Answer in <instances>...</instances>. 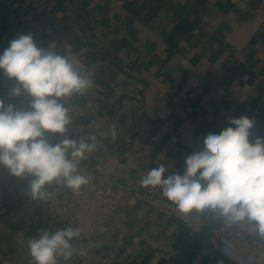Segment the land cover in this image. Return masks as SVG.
<instances>
[{"label": "crops", "instance_id": "0c3cea01", "mask_svg": "<svg viewBox=\"0 0 264 264\" xmlns=\"http://www.w3.org/2000/svg\"><path fill=\"white\" fill-rule=\"evenodd\" d=\"M29 33L93 81L60 99L71 123L64 135L47 134L49 142L95 135L98 147L78 162L102 165L111 188L125 191L121 221L105 223L83 256L73 239L71 257L56 264H235L216 245L229 224L218 211L183 219L145 203L140 190L162 194L142 178L159 166L165 178L182 175L186 157L230 126L229 117L248 116L253 138L264 137V0H0V53ZM12 87L0 70V100L28 110L30 98L11 96ZM30 179L0 165V264H35L30 240L69 227L59 181L44 186L50 199L33 200ZM229 225L245 232L243 250L257 249L256 264H264L254 225Z\"/></svg>", "mask_w": 264, "mask_h": 264}, {"label": "clouds", "instance_id": "9594fccd", "mask_svg": "<svg viewBox=\"0 0 264 264\" xmlns=\"http://www.w3.org/2000/svg\"><path fill=\"white\" fill-rule=\"evenodd\" d=\"M0 70L14 81L11 96L30 98L28 110L0 100V165L12 176L31 178L27 195L33 200L50 199L44 186L61 178L78 191L89 180L78 174L77 162L96 150L95 135L52 144L47 134L66 133L71 117L60 99L82 94L93 81L82 76L67 57L38 47L31 33L9 42L0 53ZM227 123L230 126L204 138L200 151L186 157L182 175L165 178L166 169L159 166L141 183L162 186V195L184 215L193 210L218 211L229 224L247 220L264 238V137L253 138L255 121L248 116L229 117ZM112 136L115 139V131ZM79 235V229L72 227L45 231L30 240V255L35 264H56L57 256L71 257V241Z\"/></svg>", "mask_w": 264, "mask_h": 264}, {"label": "built area", "instance_id": "2783aa9c", "mask_svg": "<svg viewBox=\"0 0 264 264\" xmlns=\"http://www.w3.org/2000/svg\"><path fill=\"white\" fill-rule=\"evenodd\" d=\"M110 1L117 5L121 3V0ZM77 171L78 174L87 176L89 182L76 191L68 188L62 178L59 180L64 198L60 217L67 226L79 229L77 241L80 244L79 253L83 256L96 246L99 232L105 223L121 221L118 207L125 191H115L111 188V175L102 165L77 162ZM133 189L134 187H127L129 191ZM140 196L145 203L155 209L169 211L183 219L187 216L178 212L173 202L152 188L140 190ZM246 239L244 231L227 223L221 226L216 245L219 251L235 264H256L259 251L257 249L244 251L243 244Z\"/></svg>", "mask_w": 264, "mask_h": 264}]
</instances>
